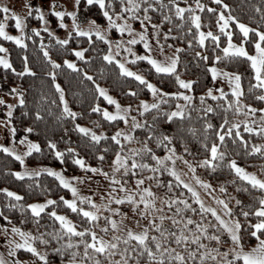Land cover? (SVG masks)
Wrapping results in <instances>:
<instances>
[{
	"label": "snow or ice",
	"instance_id": "1",
	"mask_svg": "<svg viewBox=\"0 0 264 264\" xmlns=\"http://www.w3.org/2000/svg\"><path fill=\"white\" fill-rule=\"evenodd\" d=\"M81 2L82 0H74V7L77 10L61 11L58 10L56 0H52L48 9L60 19L61 27H68L63 23L62 18L65 16L72 18L71 30L67 32L66 38L56 37V43L67 46L66 50L74 54L77 59L64 58L61 64L51 57L43 43L40 47L44 58L51 65V70L46 71L45 75L51 78L50 82L59 94V103L62 106L58 119L71 120L73 129L87 140L89 146L96 149L94 157L98 161H104L106 154L111 152L113 155L108 166L109 170L105 171L99 165L86 163L85 157L80 155L74 147L60 150L55 142L48 140L47 148L61 163L71 161L85 173L84 176L73 175L66 178L61 171L51 167L30 168L25 166V157H29L33 152L42 151L41 145L29 140L27 136L19 140L20 143H27V148L22 154L11 145L0 143V151L13 157L21 166V170H6V174L23 180L40 177L42 173H46L54 177L59 186L69 190L72 194L71 199L64 195L53 199L48 194L52 192V189L48 188L46 199L43 201L25 202V197L20 193L7 187L0 188V193L4 194L7 201L0 205V208L6 210L0 211V218L3 221L0 223V235L4 237L3 243L6 246L7 256L14 257V259L6 260L4 255L0 254V264H57L52 259L53 256L59 257V264H264V176H258L255 172L247 171L241 166L237 161L239 153L232 155L228 141L230 137L231 145H237V143L242 145L248 156L258 153L264 158V143H253L249 151V141L241 133L243 125L244 132L256 133L264 137V107L256 108L251 103H244L241 99L244 96L241 73L225 71L216 66L217 62L246 58L250 62L256 81L254 84L249 82L248 91L261 90L256 95V99L264 101V30L241 22L231 13L230 5L225 0H212L217 7H210L202 3V0H193L192 3L183 0V6L178 0H83L86 6L99 7L105 24L94 18L79 17L78 8ZM24 7L28 11L22 17L8 5L0 4V13L3 14V19L0 20V37L26 48L24 38H32L25 31L27 18L34 11L41 25H44L45 14L40 6L25 3ZM220 9L227 10V14L226 11ZM205 10L211 14L206 22L201 16ZM156 11L160 12V16L154 20L152 13ZM255 11L262 13L261 21L264 22V9L257 6ZM213 18L216 21V30L211 28ZM8 19L14 20V27L19 35H11L5 31V22ZM230 21L235 22V28L239 30L238 34L228 30ZM85 23L87 26L81 27ZM166 24L174 25V28L165 27ZM205 27L209 30L204 31ZM110 29L128 35L121 36L119 39L110 38L108 35ZM43 30L49 32L50 36L53 35L48 27H44ZM31 31L36 36L40 35L37 28H32ZM73 33L77 38L89 37L86 43L92 47L88 49L82 46L70 47ZM93 33L95 41L91 39ZM221 34L226 38L223 43ZM189 36L192 38L189 39ZM138 41L143 45L142 54L133 49ZM194 41L196 47L202 51H197L193 47ZM245 41L254 45L255 54H250L246 49ZM96 42H102L107 46L106 51L100 53L103 61L108 64L114 63L121 76L134 78L140 86L146 88L153 97L151 102L139 99V90L130 87L128 93L137 98L138 104L135 109L131 103L121 105L108 94L105 88L96 83L92 74L79 66V62L87 64L92 61L93 57L87 56L86 52H96L97 49L94 46ZM185 42L187 49L183 46ZM76 43L79 45V39ZM208 45H211L210 50ZM113 47H115V52H113ZM166 48L174 49V52L168 55L165 52ZM154 49L158 50L165 59H158L153 54ZM217 49L221 54H217ZM186 50H191L194 56L201 61L207 62L211 59L212 63H206L205 67L211 73L213 81L217 77H227L231 92L230 99L221 88L205 86V91L199 95L200 106L194 105L196 82L181 78L177 72L180 53ZM7 52L8 49L0 45V53ZM120 56L127 57L133 64L146 61L157 75L174 77V83L178 85V88L175 91H165L148 80L144 74L127 67L128 60L119 59ZM0 66L20 77L25 74L35 75L26 55L23 57L20 71L14 67L7 55H0ZM64 66L74 72L82 73L84 78L95 85V92L103 97L108 105L115 106L114 111H110L108 107H101L99 103L90 105L88 108L90 113L101 114L105 121L116 123L115 131L110 137L103 130L97 132L78 122V117H82L84 113H78L69 107L64 91L57 83L55 70ZM8 94L16 97V102L10 103L0 97V105H6L5 116L0 118V125L15 142L17 128L13 123V110L17 106L23 108L27 101L24 90L18 85L10 86ZM206 97L212 101L225 100L226 103L217 104L214 107L207 103ZM181 99L184 101L183 104L179 103ZM173 101H176L175 108L163 107V105H170ZM217 108L223 109L222 114H218L221 120L218 124L214 123L210 116L216 112ZM245 109H247L246 112ZM229 110L233 112L231 120L228 115ZM132 111H135L137 115H131ZM193 111L197 113L198 119L203 118V139L200 143L205 149L203 158L195 163L186 158L185 154L193 157L196 154L191 151L183 137L177 144L176 137L160 128L165 121L179 120L182 124L186 113L187 118L191 120ZM256 112L261 113L258 125L255 120L247 119ZM240 114L246 118L237 122L235 117ZM22 115L27 116L29 112L24 111ZM147 115H151L150 120L141 121L137 118V116L146 117ZM34 117L37 121L43 119L40 111H36ZM129 117L131 122H129ZM121 121L126 127L119 126ZM92 123L100 127L98 121ZM137 130H143L140 136L136 134ZM209 130H212L214 137L210 145L208 143ZM24 131L32 133L34 129L26 127ZM67 131L68 129H65V132ZM187 132L193 137L197 135L195 128L191 125L187 126ZM102 140L106 143L101 151L99 146ZM129 144L137 146L128 147ZM160 148L164 149L163 156L157 154V149ZM229 156L232 158L226 159ZM177 161H181L187 167L195 185L210 196L216 188L208 179L197 175L198 167L211 173L227 168L230 174H234L233 179L217 184L221 194L228 193L226 184H234L236 177L246 184L236 185V195L212 196L215 203L221 206V214L216 207L206 205L193 183L183 178L187 173L176 167ZM261 171L264 172V168ZM88 172L99 173L110 181L108 187L111 191L107 196V203L103 202L105 200L103 195L100 197L102 203H96L92 198L95 192H92V195H82L78 188L70 183V181L77 183H83L85 180L91 181L93 176L88 175ZM164 173L171 177L166 183L160 179ZM146 181H148L147 186H145ZM130 182H134L135 187L130 188ZM153 185L163 189L162 194L154 191ZM36 186L40 187L39 181H36ZM117 189L122 195H112L117 192ZM241 190L252 192L254 203H245L240 199ZM113 201L118 207H110ZM230 202H234L231 207ZM61 204L77 214L78 220L82 221L79 228L68 215L57 211ZM85 204L89 207L85 208L83 206ZM125 205L132 213L131 216L122 210ZM101 209L106 210L108 214L104 215ZM13 211L21 213L22 218L18 222H15L14 217L9 214ZM28 212L31 214L30 217L25 216ZM42 214H46L53 224L58 222L59 227H52L49 231L47 223L43 225L40 223L44 219ZM101 216H103V224L100 223ZM116 216L122 219L118 221L114 218ZM240 217H243V220ZM251 218H254V222ZM28 219L37 226V229L44 227L45 231L33 233L30 230H24L21 225H24ZM124 219L134 220L140 226V230L135 231L131 227H122ZM142 220H146L147 223L141 225ZM165 221H170V226ZM96 228L105 234L111 231V240H105L103 235H98L94 230ZM252 238H255L254 245L251 244ZM37 241L45 247L38 248ZM208 242H214V246ZM21 249L25 250V254H30L26 259L20 258L18 250Z\"/></svg>",
	"mask_w": 264,
	"mask_h": 264
},
{
	"label": "trees",
	"instance_id": "2",
	"mask_svg": "<svg viewBox=\"0 0 264 264\" xmlns=\"http://www.w3.org/2000/svg\"><path fill=\"white\" fill-rule=\"evenodd\" d=\"M183 5V0H178ZM226 3L230 5V11L233 15L238 17V19L250 25L253 28H259L264 30V22L261 21L262 13L256 12L255 8L257 6L264 9V0H225ZM202 3L210 7H217L212 3V0H202ZM223 10V9H220ZM78 11L82 14L83 17H89L97 19L100 23H105V20L102 16V13L99 10L98 6H86V4L81 2V5L78 8ZM226 11L227 10H223ZM154 20L158 19L160 12L156 11L152 13ZM202 19L206 22L211 14L207 13L205 10L201 13ZM175 20V18H174ZM215 19L213 18L211 28L215 29ZM234 25V22L232 23ZM137 23V27H138ZM165 27H173L174 25H165ZM209 30L208 27L203 28ZM195 31V30H194ZM175 32V29H174ZM254 36V34H251ZM222 43L224 42L223 34H221ZM189 39L192 37L189 36ZM79 39L80 43L77 45L76 41ZM89 37L77 38L75 35L70 39V47H79L82 46L85 49L92 47L88 45L86 41ZM91 39L95 41V36L92 35ZM207 43V41H206ZM0 44H4L8 49V56L11 59L14 67L18 71L22 70L23 57L26 55L28 57L29 65L33 68L35 75L25 74L23 77L17 76L12 73L10 70H4L0 67V79L3 84L7 85H18L21 89L24 90L26 105L21 108L17 106L14 111L13 123L17 128L16 140H19L23 136H27L28 139L38 142L42 151L37 153L33 152L32 155L26 157L25 160L28 164H48L51 166H61L66 173H78L80 168L73 164L71 161L61 163L47 148L46 142L52 140L57 144V148L63 150L66 147H74L78 150L79 154L85 157L86 163L92 165H99L104 168L105 171H108V166L111 163L112 153L109 152L106 154V159L104 161H98L94 157L96 149L92 146H89L87 140L72 127V122L68 118L58 119L61 114V105L59 103V94L56 92L54 86H52L50 80L51 78L45 75V72L51 70V65L43 56V50L40 47L38 37L33 36L31 39L25 38L26 48L22 46H17L11 41H6L0 37ZM248 49H251L252 44L246 41ZM97 49L96 52L87 51L86 55L93 57L92 61L85 64L84 62H79V66L85 71H88L93 75L96 83L102 84L109 94L114 96L120 104H134L138 102L137 98L130 96L128 89L131 87L133 89H138L140 92L139 99H143L149 95V91L146 88H143L139 85L134 78L123 77L119 74L118 68L113 64H108L103 61L101 52L105 51L104 44L102 42H96L94 44ZM184 48L187 49L186 42L183 44ZM193 47L197 51H202L200 48L196 47L195 41ZM51 57L56 59L58 63H63L64 58L72 59L74 54L66 50L67 46H62L57 43H50L46 46ZM210 50L211 45H208ZM169 50V49H165ZM174 50V49H171ZM219 49H217V54H219ZM77 59V58H76ZM209 61L204 62L199 58L195 57L191 50H186L180 53V61L177 67V72L181 77H187L195 81V93H194V105L200 106L199 95L205 91V86H212V77L211 74L207 71L205 64H209ZM219 68L224 69L225 71L230 72H239L243 76L242 88L244 90V96L241 99L244 103H251L254 107L260 108L264 107V101H259L256 99V95L260 93L261 90H253L249 92V82L256 83L253 77L251 70L250 62L246 58H239L232 61H221L217 62ZM136 66L141 71L142 74L146 76L148 80L156 84L158 87L163 88L165 91H175L178 88V85L174 83V77L166 75H157L154 69L147 64L146 61H138ZM103 69V71H101ZM57 73V83H59L64 91L65 99L68 102V105L71 109L76 112H83L82 117H78V122L82 125L93 128L94 131H105L106 134L110 137L111 133L114 132L116 128L115 122H107L104 120L101 114L90 113L88 108L90 105L96 103L101 104V107L109 106L103 97H100L95 92V85L83 77V74L80 72H74L70 69H67L66 66L56 69ZM227 97L231 98V92H226ZM55 101V103H53ZM206 101L209 104H212L214 107L217 104L226 103L225 100L212 101L210 98L206 97ZM176 101H173L170 105H163L164 108H174ZM24 111L29 112V115L24 116L22 113ZM36 111H40L43 119L35 120L34 114ZM150 112L152 110H149ZM247 109H245V112ZM223 109L217 108L215 113L210 114L213 122L218 124L221 122L219 115L222 114ZM229 119L233 118L232 110H229ZM261 113L256 112L251 117H247L249 121L255 120L257 125L259 124V117ZM141 121L151 119V115L146 117H139ZM246 117L243 114L236 116L235 119L237 122L245 119ZM98 121L100 127H96L92 122ZM122 122V121H121ZM120 122V124H121ZM119 124V125H120ZM191 125L196 130V137H193L190 133L187 132V126ZM26 127H32L34 131L32 133H26L24 129ZM161 130L165 131L169 135L176 137L177 144H179V139L183 137L185 143L195 153V157L191 155H186L188 159L195 163L197 160L202 159L205 154V149L203 148L200 141L203 139V118L198 119L197 113L192 112V119L187 118V113L185 114V119L183 123L179 120L174 122L165 121L161 126ZM65 129H68L65 132ZM143 130H137V135L140 136ZM242 135L249 141V151L253 143H264V137L257 135L256 133H246L243 131V125L241 126ZM214 137L212 135V130H209V145L212 143ZM229 141V150L232 155H235L237 152L239 156L237 157L238 163L245 167L251 172H255L258 176H264V172L261 171L264 168V158L260 154H252L248 156L245 154V149L242 145L237 143V145H231V138H228ZM218 142V141H217ZM106 141H101L100 150H103V145ZM137 146V145H136ZM157 154L163 156L164 149H157ZM67 155V154H65ZM232 158L231 156L226 157V159ZM20 164L10 155L4 154L0 151V188L7 187L12 191H16L25 197V202H34L41 201L46 199V190L48 188L52 189L51 193H48L52 196L53 199H56L60 195H64L66 198L69 196V191L63 189L59 186V183L55 180L54 177L48 176L46 173H42L40 177L34 178H24L23 180H18L15 177L6 174V170L15 171L19 168ZM197 175H200L203 179H208L214 186L217 187L218 183H225L226 180L233 179L234 174H230L227 168L218 169L215 173L206 171L203 168H197ZM161 180H164L165 183L171 177L167 173H164L161 177ZM36 181H39L40 187L36 186ZM246 184L242 182L238 177L235 178L234 184H226L228 189L227 194H221V196L226 197L228 194L236 195L235 192L236 185ZM250 187V186H249ZM153 190L157 191L158 194H162L163 189L157 188L153 185ZM179 191V190H177ZM186 192V190H183ZM254 191V190H253ZM239 198L244 200L245 203L253 202V193L252 192H243L241 190ZM7 201L5 200L4 194L0 193V205H3ZM159 204V202H157ZM234 205V202H230V207ZM51 208V206H50ZM49 208V210H50ZM123 210L127 211V205L122 207ZM0 211H6L0 208ZM57 211L61 214H66L76 222V226L79 228L82 221H79L77 214L72 213L67 209L66 206L62 205L57 208ZM14 217V221L18 222L21 217V213L18 211H13L9 213ZM30 212L26 213V217H30ZM210 215V214H209ZM44 219L41 220V224L47 223L49 225L48 230L50 231L52 227H59V223L56 222L53 224L51 219H48L46 214H42ZM196 219V217H193ZM243 220V217H240ZM254 222V218H251ZM0 223H3L2 218H0ZM100 223L103 224V217L100 218ZM167 225L170 226V221H165ZM25 230H30L33 233L40 231H45L44 227L37 229V226L32 224L31 220L28 219L24 225H21ZM211 231V229H210ZM110 233V232H109ZM105 234V233H103ZM67 237H65L66 239ZM78 239V238H77ZM255 242V238L251 239V244ZM134 243V242H133ZM214 245V242H208ZM38 248L43 249L45 246L40 245L39 242H36ZM194 247V246H193ZM82 248V246H81ZM18 254L21 259H26L28 255L25 254V250H18ZM53 260L59 264V257L53 256Z\"/></svg>",
	"mask_w": 264,
	"mask_h": 264
},
{
	"label": "rangeland",
	"instance_id": "3",
	"mask_svg": "<svg viewBox=\"0 0 264 264\" xmlns=\"http://www.w3.org/2000/svg\"><path fill=\"white\" fill-rule=\"evenodd\" d=\"M188 2L192 3L193 0H188ZM25 3H31L34 6H40L42 8V10L44 11V14H45V24L44 25H41V23L39 22L38 18L35 15L34 11H33V14L30 17L27 18V27H26L25 31H26L28 36H31V37L36 36L31 31V29L32 28H37L40 31V35L36 36V37H38L39 44L41 45V43H43L45 45V47L48 44H50V43H56V37L66 38L67 32L71 30L72 18L69 17V16H65L64 18H62L63 19V23L67 24L68 27L67 28L61 27L60 26V23H61L60 19L55 17V15L53 13L48 11L49 7L52 4V0H0V4L8 5L12 10L18 12L22 17L25 16L27 14V11H28V9L24 7ZM56 4L58 6V10H61V11L65 10V9H67L69 11L77 10L74 7V0H56ZM197 11L199 12V9H197ZM78 16L83 18L82 14L79 11H78ZM2 19H3V14L0 13V20H2ZM105 23H103V24H105ZM232 23H233V21H230V27H229L228 30L233 31L234 34H238L239 30L235 28V22H234V25H232ZM14 24H15L14 20L8 19L5 22V31L8 32L11 35H19V32L15 29ZM86 26H87L86 23L81 25V27H86ZM44 27H48L51 30V33H53V35L50 36L49 32H45L43 30ZM203 30L204 31H208V30H205V29H203ZM73 35H75V34L73 33ZM93 35L95 36L94 33H93ZM108 35H109L110 38L119 39L121 36H127L128 34L127 33L121 34L119 32H116L114 29H110L109 32H108ZM224 41H226L225 37H224ZM236 42L238 43L239 41L237 40ZM152 43L154 44V41H152ZM0 45H3L5 48H7L4 44H0ZM245 46H246V49L250 52V54H255L254 45H252L251 49H248V47L246 45V41H245ZM104 47H105V51H106L107 46L105 44H104ZM133 49H134V51H136L137 53H140V54H142L144 52L143 45L139 41L137 42L136 45L133 46ZM113 52H115V47H113ZM165 52L168 55H171L172 52H174V50H165ZM153 54L158 59H161V60L165 59L164 56L159 54L158 50L154 49ZM219 54H221L220 51H219ZM0 55H7L8 56V52L7 53H0ZM118 58L122 59V60H128V58L124 57V56H120ZM71 60H76V57L72 58ZM136 63L133 64V63H131L130 60H128L126 66L131 68L134 71H139L141 73V71L136 66ZM211 63H212V61L209 62V64H211ZM216 66L219 68L218 65H216ZM0 67H2V66H0ZM181 78L189 79L187 77H181ZM100 85H101V87L105 88L102 84H100ZM10 86H14V85L3 84L1 79H0V97H3V99L5 101H7V102L15 103L16 102V97L8 94V90H9ZM211 87L221 88V90H223L225 92H230L229 91V85H228L227 77H217V79L215 81H213ZM181 91H183V89H181ZM109 95H111V94H109ZM112 97H114V96H112ZM143 99L148 100L149 102H151L153 97L151 96V93L149 92V95L147 97L143 98ZM106 103H107V101H106ZM179 103L183 104L184 101L181 99V100H179ZM137 104H138V102L132 104L133 109H135ZM121 105H127V104H121ZM5 107H6V105H0V118H3L5 116V111H4ZM104 107H108L110 111H114L115 110V106L114 105H109V106H104ZM174 108H175V106H174ZM131 115H137V113L135 111H132ZM137 118L140 120L139 116H137ZM129 122H131L130 121V117H129ZM119 126L120 127H126L123 124V122H121V124ZM19 140H15V142H14L12 140V138L10 137V135L3 128V126L0 125V143H5L6 145H11L18 153L22 154V152L24 150H26V148H27V143L26 142L25 143H20ZM29 140H31V139H29ZM32 141H34V140H32ZM127 146L128 147H135L136 145L129 144ZM25 162H26V160H25ZM25 166L26 167H30V168H39L40 166L51 167L54 170L61 171L65 175L66 178L67 177H71L73 175H78V176H84L85 175L83 170H80V172H78V173H66V172H64V170H63V168L61 166H51V165H48V164H28L26 162ZM176 167L178 169L182 170V172L187 173V175L183 176V178L185 180H188L189 182L193 183L194 187H196L197 190L200 192V195H201L202 199L204 200V203L206 205H210L212 207H216L218 212H221V214H222L221 206L217 205L215 203V201L212 199V196H221L220 192H219V188L214 186L216 188V190L214 192H212V196H210V195H208V193H206L198 185H195V182L192 181V179H191V175L192 174L188 171L187 167L181 161H177ZM17 170H21V166H19V168ZM108 170H109V168H108ZM247 171H249V170H247ZM87 174L93 176V179L91 181L85 180L83 183H77L76 181H70V183H73L78 188L80 194H82V195H92V192H95V195H93L92 198H93V200L96 201V203H98V204L102 203V201L100 199L101 195H103L105 197V200L103 202L107 203V196H108L109 192L111 191V189L108 187V185L110 184V181L106 180L99 173L92 174L91 172H88ZM147 185H148V181L145 182V186H147ZM129 187L130 188L131 187H135L134 182H130ZM2 188H4V187H2ZM209 191H211V190H209ZM112 195L118 196V195H122V194L119 193V189H117V192L116 193H112ZM67 198H69V199L72 198V194H71L70 191H69V196ZM43 200H41V201H43ZM77 203L79 204V201H77ZM83 206L85 208L89 207L87 204H85ZM110 207H118V205H116L115 202L113 201V203L110 205ZM101 211L104 213V215L108 214L107 211L104 210V209H101ZM123 211H125V210H123ZM126 212H128L129 216L132 215V213L129 210H127ZM102 217L103 216H101V218ZM114 218L117 219L118 221L122 219L119 216H116ZM144 223H147V221L146 220H142L141 221V225L144 224ZM122 227H131L135 231H139L140 230V226H138L135 223V221L131 220V219H124ZM94 230L97 231L98 235H103L105 240H111V238H112L111 231H109L110 233L103 234V233H101L99 228H96ZM117 234H120V233H117ZM15 238L17 240L19 239V237H15ZM3 240H4L3 235H0V254H3L6 260L14 259V257L10 258V257L7 256V250H6V246L3 243ZM254 244H255V242L253 243V245ZM21 250H23V249H21Z\"/></svg>",
	"mask_w": 264,
	"mask_h": 264
}]
</instances>
